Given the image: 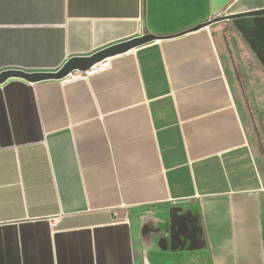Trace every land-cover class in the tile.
<instances>
[{"label":"crops","instance_id":"1","mask_svg":"<svg viewBox=\"0 0 264 264\" xmlns=\"http://www.w3.org/2000/svg\"><path fill=\"white\" fill-rule=\"evenodd\" d=\"M257 10L0 0V72L159 36L87 80L0 84V264H264V170L228 77L247 82L264 126ZM215 16L230 18L190 31Z\"/></svg>","mask_w":264,"mask_h":264},{"label":"water","instance_id":"2","mask_svg":"<svg viewBox=\"0 0 264 264\" xmlns=\"http://www.w3.org/2000/svg\"><path fill=\"white\" fill-rule=\"evenodd\" d=\"M248 15L249 16L264 15V10L252 11V12H249L247 16ZM227 18H230V17L229 16H215L206 23L198 24L190 28V31L197 30L205 25H208L211 22L220 21V20L227 19ZM158 38L159 36H156L154 34H144L142 36L135 37L125 42L110 46L103 50H100L87 57L70 58L62 67L52 72H26V71L18 70V69L4 70L0 72V84L4 83L5 81L11 78L22 79L29 83H35V82H39L43 80H52V79L59 80V79L66 77L67 75H69L70 73L74 71H85L88 68H90L92 65L102 61L103 59L109 58L119 53H123L132 48L144 45Z\"/></svg>","mask_w":264,"mask_h":264},{"label":"rangeland","instance_id":"3","mask_svg":"<svg viewBox=\"0 0 264 264\" xmlns=\"http://www.w3.org/2000/svg\"><path fill=\"white\" fill-rule=\"evenodd\" d=\"M220 49L225 57L228 56L226 46L222 41L219 43ZM230 67V68H229ZM229 78L232 83L236 87V97L238 103V109L240 111V115L247 125L250 133L252 135V143L253 147L257 151L258 160L264 170V126L261 123V114L254 107V102L249 93V86L244 78L237 72V69L229 66ZM264 95V93H263Z\"/></svg>","mask_w":264,"mask_h":264},{"label":"built area","instance_id":"4","mask_svg":"<svg viewBox=\"0 0 264 264\" xmlns=\"http://www.w3.org/2000/svg\"><path fill=\"white\" fill-rule=\"evenodd\" d=\"M108 65H109L108 58H106V59H103L102 61L92 65L90 68H88L85 71H74V72L80 78L87 80L89 76L106 70L108 68Z\"/></svg>","mask_w":264,"mask_h":264}]
</instances>
